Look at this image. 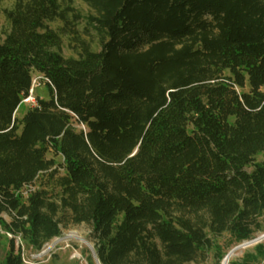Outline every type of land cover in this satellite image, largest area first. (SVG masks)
Listing matches in <instances>:
<instances>
[{"label": "trees", "instance_id": "16d2710c", "mask_svg": "<svg viewBox=\"0 0 264 264\" xmlns=\"http://www.w3.org/2000/svg\"><path fill=\"white\" fill-rule=\"evenodd\" d=\"M87 1L99 51L74 37L81 17L58 0L4 11L0 214L11 221L0 224L11 237L0 264H23L15 239L39 252L65 218L90 226L100 264H191L224 234L255 239L264 0ZM65 36L75 57L62 54ZM34 74L47 98L17 119ZM253 250L228 264H259L264 247Z\"/></svg>", "mask_w": 264, "mask_h": 264}, {"label": "rangeland", "instance_id": "374dc122", "mask_svg": "<svg viewBox=\"0 0 264 264\" xmlns=\"http://www.w3.org/2000/svg\"><path fill=\"white\" fill-rule=\"evenodd\" d=\"M61 7L65 9L66 7H71L74 11L80 15L81 20H79L74 28L76 34L74 37H79L89 43L90 47L94 51H99V36L96 32L90 27L86 19L90 16H96V12L89 5L87 0H58ZM14 0H0V41L5 37V34L9 30L8 23L4 17V11L9 10L13 6ZM60 22H56L51 25L52 28L57 29L61 27ZM71 36L63 37L62 45V54L64 57H75L78 50V43L75 41V38ZM33 84L29 92L32 100L26 102L22 101L20 107L18 108L15 117L21 119L23 114L27 109L35 104V97L46 99L47 92L44 85L39 80L37 74L33 75ZM77 129H80V126H76ZM48 159L53 158L55 163L58 164L61 162L60 158H55L52 154L47 155ZM256 162L264 164V155H258L256 157ZM45 177L39 179L31 188H27L23 191L25 195L26 192L32 191L44 185ZM11 221V216L7 213L0 214V223ZM64 225H61V234L59 237L51 240L49 243L45 244L41 251L34 252L28 249L23 243L20 242V239L17 237L15 239V248L17 249L21 246V252L25 256V260L31 262L32 264H96L94 259L91 256L89 248L74 240L64 239L66 235L71 232L79 234L90 246L94 248V241L91 235V228L87 224L72 225L67 222L65 218ZM264 233H257L255 238L261 236ZM11 236L5 233L0 224V263L5 257V253L8 250V239ZM264 247V239L259 242ZM256 244V245H258ZM256 245H251L250 247L242 248L238 250L234 257L231 258L229 262L235 261L239 262L243 259L246 254H251L254 252V247ZM239 245H236L228 234H224L221 238L216 240L215 247L210 250L205 258L198 259L196 262L191 264H222L225 256L234 248ZM255 254V253H254ZM259 264H264V259L260 260Z\"/></svg>", "mask_w": 264, "mask_h": 264}, {"label": "bare ground", "instance_id": "6f19581e", "mask_svg": "<svg viewBox=\"0 0 264 264\" xmlns=\"http://www.w3.org/2000/svg\"><path fill=\"white\" fill-rule=\"evenodd\" d=\"M64 239H67V240H74V241H77L81 244H84L86 246H88L89 244L77 233H74V232H71L69 233L68 235L65 236ZM242 249V248H241ZM240 250V249H237V250H231L226 256L225 258L223 259L222 261V264H228L229 261L231 260L232 257L235 256L236 252ZM227 257V258H226Z\"/></svg>", "mask_w": 264, "mask_h": 264}, {"label": "water", "instance_id": "95a60500", "mask_svg": "<svg viewBox=\"0 0 264 264\" xmlns=\"http://www.w3.org/2000/svg\"><path fill=\"white\" fill-rule=\"evenodd\" d=\"M263 239H264V233H263L261 236L255 238V239H253V240H251V241H249V242H246V243H243V244L237 246V247L234 248L233 250H237V249H241V248L250 247L251 245H256V244H258L259 242H261ZM87 247L89 248V250H90V252H91V256H92V258L94 259L95 263H96V264H100L99 261H98V259H97V257H96V254H95L94 248H93L92 246H90V245H88ZM226 258H227V257H226Z\"/></svg>", "mask_w": 264, "mask_h": 264}, {"label": "built area", "instance_id": "2783aa9c", "mask_svg": "<svg viewBox=\"0 0 264 264\" xmlns=\"http://www.w3.org/2000/svg\"><path fill=\"white\" fill-rule=\"evenodd\" d=\"M29 100H32L31 95L28 96V98L25 99L26 102H28ZM34 105L35 104L33 103V106ZM21 259H22L23 264H32L31 262H28V261L25 260V256H24L23 253L21 254Z\"/></svg>", "mask_w": 264, "mask_h": 264}]
</instances>
